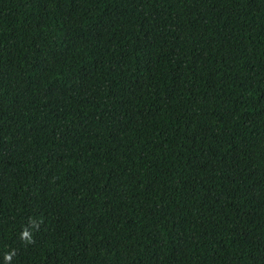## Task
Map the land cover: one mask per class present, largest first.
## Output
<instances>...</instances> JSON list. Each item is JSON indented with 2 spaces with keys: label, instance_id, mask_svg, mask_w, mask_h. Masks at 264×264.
<instances>
[{
  "label": "trees",
  "instance_id": "obj_1",
  "mask_svg": "<svg viewBox=\"0 0 264 264\" xmlns=\"http://www.w3.org/2000/svg\"><path fill=\"white\" fill-rule=\"evenodd\" d=\"M0 264H264V0H0Z\"/></svg>",
  "mask_w": 264,
  "mask_h": 264
},
{
  "label": "clouds",
  "instance_id": "obj_2",
  "mask_svg": "<svg viewBox=\"0 0 264 264\" xmlns=\"http://www.w3.org/2000/svg\"><path fill=\"white\" fill-rule=\"evenodd\" d=\"M30 223L32 224V227H33V228H36V229L39 228V224H38L36 221H34V220H30ZM20 239H21L22 241H25V242L28 243V244H32V243L35 242L34 239H33V236H32V232H31L27 227H25V228L21 231ZM15 254H16V253H15V250H12L11 253H7V254H5V257H4V258H5V261H11L12 256L15 255Z\"/></svg>",
  "mask_w": 264,
  "mask_h": 264
}]
</instances>
